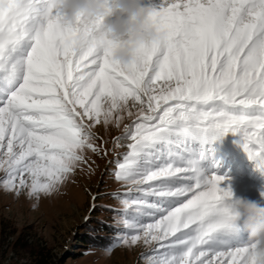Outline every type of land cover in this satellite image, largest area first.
I'll list each match as a JSON object with an SVG mask.
<instances>
[{
  "label": "snow or ice",
  "instance_id": "1",
  "mask_svg": "<svg viewBox=\"0 0 264 264\" xmlns=\"http://www.w3.org/2000/svg\"><path fill=\"white\" fill-rule=\"evenodd\" d=\"M145 3L164 39L122 66L54 0H0V189L33 208L62 194L108 155L97 128L123 125L112 175L127 191L111 194L122 231L105 253L142 242L156 246L146 264H255V244L232 227L227 177L206 165L231 133L264 172V0Z\"/></svg>",
  "mask_w": 264,
  "mask_h": 264
},
{
  "label": "rangeland",
  "instance_id": "2",
  "mask_svg": "<svg viewBox=\"0 0 264 264\" xmlns=\"http://www.w3.org/2000/svg\"><path fill=\"white\" fill-rule=\"evenodd\" d=\"M130 122L128 119L124 121L126 124ZM97 132L107 141L108 155L92 157L95 160L94 173L89 176L78 171L75 182L67 183L62 194L42 197L37 207L33 208L32 205L37 202L27 198L26 194L16 197L0 189V264H35L40 251L47 253L49 259L57 264H146L144 257L153 254L155 245L147 247L141 242L131 249L116 247L108 255L101 246H86L78 240L91 196H97L96 202L104 200L106 207L120 208L119 201L111 194L127 191L114 181L112 175L116 161L127 151L123 146L127 141H121L119 148L113 147V138L122 135L123 125L120 129L110 127L107 131L98 127ZM239 139L238 135L229 133L214 142L211 146L212 158L206 166L212 174L227 177L224 186H231L233 199L256 202L252 190H259V195L264 193V172L257 169L242 147L237 146ZM3 177L4 173L0 171V179ZM103 178L106 179L104 182ZM105 192L112 193L102 194L106 195L102 198L100 194ZM261 197L264 203V195ZM112 213L113 221L121 226L119 216L111 210ZM107 218L111 219L112 215ZM241 233V238L247 241V232Z\"/></svg>",
  "mask_w": 264,
  "mask_h": 264
},
{
  "label": "clouds",
  "instance_id": "3",
  "mask_svg": "<svg viewBox=\"0 0 264 264\" xmlns=\"http://www.w3.org/2000/svg\"><path fill=\"white\" fill-rule=\"evenodd\" d=\"M62 13L64 24H74L81 18L95 32L98 40L110 42L111 58L122 66L131 65L138 50L145 44L164 39L151 19L145 0H54ZM102 18V23L96 24ZM88 34L75 37L76 47L87 46ZM232 227L247 232L248 240L255 244V264H264V206L244 198L232 203Z\"/></svg>",
  "mask_w": 264,
  "mask_h": 264
},
{
  "label": "trees",
  "instance_id": "4",
  "mask_svg": "<svg viewBox=\"0 0 264 264\" xmlns=\"http://www.w3.org/2000/svg\"><path fill=\"white\" fill-rule=\"evenodd\" d=\"M105 180V178L102 179L103 182ZM110 193L112 192H105L100 195ZM105 196L106 195H102L101 197L104 198ZM104 202V200L96 202L97 207L95 212L91 215V220L87 224L84 223L83 227L80 229V237L78 240L86 246H101V248L105 249L115 241L118 233L122 231V226L113 221L115 220L113 217L114 213L111 214L113 207H106ZM111 215L112 218L108 219L107 217ZM35 264L57 263L52 262L47 253L40 251L37 253Z\"/></svg>",
  "mask_w": 264,
  "mask_h": 264
},
{
  "label": "bare ground",
  "instance_id": "5",
  "mask_svg": "<svg viewBox=\"0 0 264 264\" xmlns=\"http://www.w3.org/2000/svg\"><path fill=\"white\" fill-rule=\"evenodd\" d=\"M237 146L241 147L239 142L237 143ZM239 184H242L243 186H246V184L244 182H240ZM258 192H259V190H257V189H253L252 190V193L254 195V199L256 200V202L258 204H260V206H264V203L261 202L262 201V197H261L262 195H259ZM239 235L242 237V233L241 232L239 233Z\"/></svg>",
  "mask_w": 264,
  "mask_h": 264
}]
</instances>
